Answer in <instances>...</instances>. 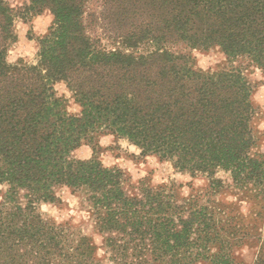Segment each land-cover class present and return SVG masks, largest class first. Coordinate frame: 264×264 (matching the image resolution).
I'll use <instances>...</instances> for the list:
<instances>
[{
    "label": "trees",
    "instance_id": "trees-1",
    "mask_svg": "<svg viewBox=\"0 0 264 264\" xmlns=\"http://www.w3.org/2000/svg\"><path fill=\"white\" fill-rule=\"evenodd\" d=\"M88 1L12 9L0 0V183L10 185L0 201V264H99L91 236L38 211L65 184L85 192L101 246L118 264H235L247 235L199 190L183 197L143 181L129 190L117 167L69 153L81 142L95 152L100 135L126 136L140 155L207 173L211 189L222 183L217 166L231 169L235 186L264 199V155L248 156L257 146L252 86L236 65L264 70V0H102L93 18L117 43L109 49L88 33ZM44 9L54 20L37 40L38 63H6L13 19ZM217 46L228 65L215 71L195 68L186 50ZM56 81L66 82L79 115L66 112Z\"/></svg>",
    "mask_w": 264,
    "mask_h": 264
},
{
    "label": "clouds",
    "instance_id": "clouds-1",
    "mask_svg": "<svg viewBox=\"0 0 264 264\" xmlns=\"http://www.w3.org/2000/svg\"><path fill=\"white\" fill-rule=\"evenodd\" d=\"M8 6L12 9L23 8L25 5H30L31 0H6ZM54 20V14L49 9H44L42 13L36 14L32 19L25 23L20 17H15L13 19L14 33L17 36L16 42L7 49L5 56V62L8 64H15L17 59H23V61L29 65H36L39 60L37 53L39 52V47L37 45L36 39H27L26 34L29 29L37 35L43 36L46 34L50 25H52ZM192 54L197 61L196 67L200 70H208L210 66L219 63L221 60L225 59L222 52L219 51V46H217L216 51L209 50L207 55L200 53L198 50L193 49ZM235 64V61H233ZM214 70V69H213ZM261 68L250 65L248 69H245L242 75H247L249 79L254 81H264V75H262ZM53 89L59 97L61 94L64 95L65 99L68 100L66 105V112L69 114H80V106L76 104L72 99V92L67 88L65 81H59L53 85ZM251 101L257 104L261 111H264V83H260L256 90L250 97ZM255 128L259 132H264V120H260L255 124ZM101 131H103V126H101ZM99 147L108 149L109 146L115 148L113 151H104L98 155V162L100 166L104 169H111L114 166L121 170V172L126 173L130 176L129 183L135 185L137 182L144 177L148 176V169H153L151 176V184L153 186L158 184H168L170 181L180 183L181 194L183 197L189 196V188L184 186V182L193 181L194 186H201L206 183L207 173L197 174L196 178H193L188 172H180L173 168L172 160H164L163 162H158L157 156L148 154L143 157L140 162H134L132 159H126L124 153H128L135 156H140L143 149L138 145L130 142L129 138L122 136L118 139L114 138L113 133H107L101 135L97 138ZM118 145V148L116 147ZM264 152V144H261L259 148L252 147L248 153L250 158H255V153ZM93 156L92 148L83 142L80 146L72 149L69 153L70 159H76L80 161L90 160ZM214 178L220 179L223 183L229 185L232 184V172L231 169L224 170L217 166L214 172ZM10 185L7 181L0 183V193H7ZM23 191V190H22ZM54 195L58 197L62 202L67 204L66 209H57L53 204L40 202L38 211L42 214H47L56 223H60L67 220L69 217H74L73 223H78L80 220H84L87 223V227L81 228V234L85 236H92L94 244L97 246L96 257L103 258L102 264H114L113 260L109 259L112 256V252L105 247H102L103 235L93 232V227L95 225V220H90L89 209L92 207L88 203L85 196H78L73 194L68 185H60L59 188L53 189ZM237 191H239L237 189ZM135 194L139 197L140 193L136 190ZM128 195L132 196L133 191H128ZM226 200L235 201L236 196H226ZM216 199H219L217 196ZM0 201H3V195H0ZM83 202L84 207L81 208L80 204ZM241 212L247 216L248 215V205L246 201L241 200ZM262 233L260 243L251 251L254 255H250V250L247 246H244L238 254L248 257L250 264H256V262L261 257V247L264 246V228L259 229ZM216 249H211V252L215 253Z\"/></svg>",
    "mask_w": 264,
    "mask_h": 264
},
{
    "label": "rangeland",
    "instance_id": "rangeland-1",
    "mask_svg": "<svg viewBox=\"0 0 264 264\" xmlns=\"http://www.w3.org/2000/svg\"><path fill=\"white\" fill-rule=\"evenodd\" d=\"M101 3H102V0H89L88 1L87 5H86V12L84 15L85 23L87 25L88 33L92 37L97 38L99 40L101 46L109 49V48H112L113 46H118L117 43L114 44L112 42V40L106 36L104 29L102 27H100V22H98L97 20H94V18H93V14H95V13L97 14V11L100 9ZM42 12H40V13H42ZM37 14H39V13H37ZM34 15H36V14H34ZM34 15L28 17L26 20H24V19H22V20L25 23H28ZM40 37L41 36L35 35L31 31V29H29L28 33L26 34L27 39H36V41ZM16 40H17V36L15 38V41L10 45V47L16 42ZM177 48L183 49V46L178 45ZM194 49L198 50L202 54L207 55L209 53V50L216 51L217 47H213V48H210L208 50H202V49H198V48H194ZM186 50L190 53L191 58L193 59L194 67L198 68V67H196L197 61L192 54L193 49H186ZM219 51L222 52L220 49H219ZM16 62H24V61H23V59L18 58ZM227 65H228V63H227V60L225 58L224 60H221L219 63H216L213 66H210V68L208 70H204V71L219 70V69H222L224 67H227ZM236 65H240L241 71L243 73L244 70L248 69L250 67V65H252V64H248L246 60H238L236 62ZM244 76H245L246 80L249 82V84L252 86V94L256 90V88L258 87V85L260 83H264V81L251 80V79H249V77L247 75H244ZM57 82H59V81L54 82V84ZM60 96L64 98L65 103L67 105L68 100L65 99L63 94H61ZM72 99H73V97H72ZM73 101H74V99H73ZM253 104L255 106V113L253 115L251 125L253 128V132L255 134V137H256V145H257L256 147L259 148V146L261 144H264V132L257 131L255 128V124L258 123L260 120H264V111H261L260 107L257 104H255L254 102H253ZM114 138L118 139L120 137H117L114 135ZM116 147L118 148V145H116ZM109 150L113 151L114 154H117V155L119 154V153L115 152V148H113L112 146H109L108 149H104V148L99 147V145L97 143V145L95 147V152H93V155H96V157L98 158V155L101 152L109 151ZM260 153H262L264 155V152H260ZM124 155H125L126 159H132L134 162L142 161L143 157L145 156V155H140L137 157L135 155H131L128 153H124ZM157 159H158V162L164 161V160H160L158 157H157ZM173 168L176 169L174 166H173ZM176 170H178V169H176ZM153 171H154L153 169H148V176L144 177L143 179H141L139 181H143L145 183L151 184L150 181H151V176H152ZM180 172L183 173L185 171H180ZM199 174H201V173H199ZM125 176H127L126 186L128 187V189L129 190H135V187L139 186V181L137 182V184L133 185V184L129 183L130 176H128L126 173H125ZM192 177L196 178L197 174L193 175ZM209 179L210 178L208 176H206V183L204 185H201V186H194V183L191 180L184 182V186L188 187L190 192H192V191L195 192V190H199V192L201 194H203L202 195L203 196L202 201L210 204L211 206H218L217 208H219V209H217V210H218L219 214L223 218H225L226 223L231 225V226L235 225V231H236V228L240 229L237 231L238 237L243 236V234L247 235V238H246L248 240V241L246 240L247 243L236 248V256H238V259H236L235 264H250L248 257H246L244 255H240L238 253L240 252V250L244 246H247L248 249L250 250V255H254V253L251 250L254 249L261 241L262 233L259 231V229L264 228V199L261 198L260 195H256V194L253 195V192H255L254 189L249 190L250 188H252L251 185H248L247 188H249V189L246 190V188H244V187L242 188L239 186H235L233 184V182L231 185L222 182L221 184L217 185L216 188L211 189L209 187ZM158 185H166V187L171 188L174 191L178 192L180 195H182L181 194V186L182 185L180 183L170 181L168 184H158ZM237 189L239 191H237ZM72 193L76 194L78 196H85L86 197V194L83 190L72 191ZM1 194L2 193H0V195ZM229 195L236 196L237 199L235 201L226 200L225 197L229 196ZM217 196L219 197V199H216ZM241 200L247 202V205H248V215L247 216H245L240 210L241 209V204H240ZM46 203L53 204L57 209H66L67 208V204L62 202L59 198L55 201H52V202L48 201ZM39 204H38V209H39ZM80 207L81 208L84 207L83 202H81ZM89 214H90V220L93 219L90 211H89ZM43 215L50 218L52 221H54L51 217L47 216V214H43ZM73 219H74V217H69L67 220L60 222V224L70 225L73 227V229L77 230V232H81L82 227H85V228L87 227V223L84 220H80L78 223L74 224L72 222ZM93 232L98 233L96 231L95 227H93ZM89 236H91V235H89ZM91 238H92V236H91ZM262 248H263V251H262L263 252L262 253L263 254V257H262L263 262L257 261L256 264H264V246H262ZM109 259H111V258L109 257ZM102 260H103L102 257L99 258V264H102ZM113 262H114V264H118L114 260H113Z\"/></svg>",
    "mask_w": 264,
    "mask_h": 264
}]
</instances>
